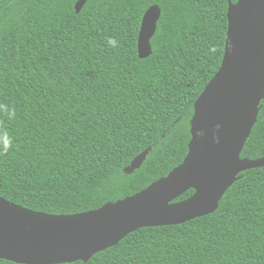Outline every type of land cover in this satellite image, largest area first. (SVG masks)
<instances>
[{
	"label": "trees",
	"instance_id": "16d2710c",
	"mask_svg": "<svg viewBox=\"0 0 264 264\" xmlns=\"http://www.w3.org/2000/svg\"><path fill=\"white\" fill-rule=\"evenodd\" d=\"M78 1L0 0V196L50 214L117 202L184 161L238 0H88L77 13ZM153 5L162 10L153 53L140 59ZM241 157H264V100ZM72 264H264V167L241 173L215 213L139 229Z\"/></svg>",
	"mask_w": 264,
	"mask_h": 264
},
{
	"label": "water",
	"instance_id": "95a60500",
	"mask_svg": "<svg viewBox=\"0 0 264 264\" xmlns=\"http://www.w3.org/2000/svg\"><path fill=\"white\" fill-rule=\"evenodd\" d=\"M88 0L76 3L79 13ZM222 64L194 104L184 161L140 192L96 210L50 214L0 196V259L16 264H72L117 246L142 228L176 226L215 213L227 191L264 157L242 158L264 100V0L228 2ZM162 10L143 15L138 56L149 58ZM149 147L124 169L139 170ZM194 193L177 201L187 191Z\"/></svg>",
	"mask_w": 264,
	"mask_h": 264
},
{
	"label": "clouds",
	"instance_id": "9594fccd",
	"mask_svg": "<svg viewBox=\"0 0 264 264\" xmlns=\"http://www.w3.org/2000/svg\"><path fill=\"white\" fill-rule=\"evenodd\" d=\"M108 43L112 47H116V44H117L116 40L115 39H112V38H109Z\"/></svg>",
	"mask_w": 264,
	"mask_h": 264
},
{
	"label": "bare ground",
	"instance_id": "6f19581e",
	"mask_svg": "<svg viewBox=\"0 0 264 264\" xmlns=\"http://www.w3.org/2000/svg\"><path fill=\"white\" fill-rule=\"evenodd\" d=\"M75 6H76V5H75ZM75 9H76V8H75ZM81 11H82V10H81ZM81 11H80V12H81ZM80 12H79V13H80ZM227 13H228V12H227ZM241 155H242V154H241Z\"/></svg>",
	"mask_w": 264,
	"mask_h": 264
}]
</instances>
